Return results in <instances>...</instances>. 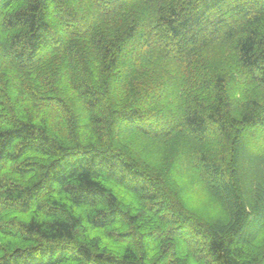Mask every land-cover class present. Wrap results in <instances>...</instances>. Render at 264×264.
Listing matches in <instances>:
<instances>
[{"label":"trees","instance_id":"1","mask_svg":"<svg viewBox=\"0 0 264 264\" xmlns=\"http://www.w3.org/2000/svg\"><path fill=\"white\" fill-rule=\"evenodd\" d=\"M0 264H264V0H0Z\"/></svg>","mask_w":264,"mask_h":264},{"label":"rangeland","instance_id":"2","mask_svg":"<svg viewBox=\"0 0 264 264\" xmlns=\"http://www.w3.org/2000/svg\"><path fill=\"white\" fill-rule=\"evenodd\" d=\"M253 146H254V144H253ZM199 199H201L200 197H199ZM202 202V201H201Z\"/></svg>","mask_w":264,"mask_h":264}]
</instances>
